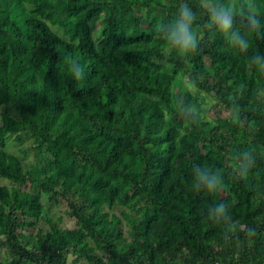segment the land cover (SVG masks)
<instances>
[{"label":"trees","instance_id":"16d2710c","mask_svg":"<svg viewBox=\"0 0 264 264\" xmlns=\"http://www.w3.org/2000/svg\"><path fill=\"white\" fill-rule=\"evenodd\" d=\"M182 2L0 0V108L18 112L0 123V177L11 182L0 185V244L13 264H264V71L251 59L264 55V40L248 35L247 52L232 48L187 0L199 45L184 57L156 34ZM255 3L264 24V0ZM183 75L230 119L204 118L208 98ZM189 105L198 115L185 119ZM24 134L39 158L28 168L6 149ZM251 149L255 166L238 177L235 157ZM195 165L219 170L226 188L197 191ZM38 188L69 199L79 226L62 227ZM219 203L232 227L209 218ZM116 205L119 214L105 210ZM40 221L48 228L22 232Z\"/></svg>","mask_w":264,"mask_h":264},{"label":"clouds","instance_id":"9594fccd","mask_svg":"<svg viewBox=\"0 0 264 264\" xmlns=\"http://www.w3.org/2000/svg\"><path fill=\"white\" fill-rule=\"evenodd\" d=\"M200 6L208 13L207 28L213 32H219L226 42L240 52H247L250 47L248 35H254L259 40H264V24L261 23L260 13L255 0H200ZM197 17L187 0H183L176 18L169 23H161L157 27V36L162 38L178 54L188 57L194 53L199 45L197 32L193 25ZM237 20L241 27H237ZM252 63L256 64L260 70L264 71V55H254ZM69 70L76 80L84 79V70L78 60L73 59L69 65ZM232 113L238 117L240 108L238 104H233ZM190 113L198 115V110L189 105L187 110H182L180 114L189 119ZM255 149L245 150L236 155L238 161L236 174L238 177L246 176L255 166ZM194 184L193 187L199 191L201 189L215 193L226 188L223 176L219 170H209L195 165L192 169ZM209 218L214 222L223 223L232 227V219L228 215L227 205L219 203L209 210ZM249 237L256 235L254 228L247 230Z\"/></svg>","mask_w":264,"mask_h":264},{"label":"rangeland","instance_id":"374dc122","mask_svg":"<svg viewBox=\"0 0 264 264\" xmlns=\"http://www.w3.org/2000/svg\"><path fill=\"white\" fill-rule=\"evenodd\" d=\"M142 3L146 2V0H140ZM192 2H195L200 5V0H192ZM142 13L148 12L151 15V18L153 20H157L160 16V9L159 8H147V7H142L141 8ZM220 63V60L217 63H213V61L207 59L206 64L210 68L212 66H215ZM184 82L188 87L193 91L197 93H203L204 95L207 96L208 100L206 105L204 106V112L203 116L204 118L208 119L212 123H217L219 120H228L231 117L230 111L226 110L223 105H221L218 101H216L213 97L210 95L196 90L193 86V81L191 80L189 75H183ZM9 113L12 114L16 117H18V112L15 108H7V107H2L0 108V123L2 124L4 121L5 114ZM226 129L224 128L223 131ZM249 143L250 141L247 140ZM6 149L19 156L24 160L26 168L30 164L37 163L39 162V158L36 155V151L34 149V140L29 134H24L23 135V140L21 142H17L14 140V137H11L7 141V146ZM44 162V161H42ZM3 184H11V182L5 178L0 177V185ZM31 184L28 183L27 187H30ZM37 191L42 195V203L44 204L46 210L49 211V214L55 218H61L60 224L62 227L65 228H70V229H75L77 228L78 221L76 217L72 214L71 211V206H70V200L66 199L62 195H57L54 193H44L40 188L37 189ZM76 201V199H72V201ZM106 211L109 212H116L117 214L120 213V207L116 205L113 209H108L105 208ZM124 234L128 236V230L130 229V226L126 221H123L121 225ZM48 228V225L44 221H40L37 223V225L30 230H24L25 234H31V233H36L38 230L41 229H46ZM89 242L93 243V240L91 238L88 239ZM100 254H103L102 250L98 251ZM73 255L68 256V259L73 261L74 260ZM0 260L2 264H13L19 260L18 257L14 258L9 255L7 246H3L0 244ZM84 264H87L85 261Z\"/></svg>","mask_w":264,"mask_h":264},{"label":"crops","instance_id":"0c3cea01","mask_svg":"<svg viewBox=\"0 0 264 264\" xmlns=\"http://www.w3.org/2000/svg\"><path fill=\"white\" fill-rule=\"evenodd\" d=\"M69 256H72V255H69ZM73 256H74V255H73ZM74 257H76V256H74ZM75 260H76V258H74L73 261H71V260L68 259L69 262H73V263H74ZM79 262H80L81 264H84V263H85V259L81 258V259L79 260ZM74 264H77V263H74Z\"/></svg>","mask_w":264,"mask_h":264},{"label":"built area","instance_id":"2783aa9c","mask_svg":"<svg viewBox=\"0 0 264 264\" xmlns=\"http://www.w3.org/2000/svg\"><path fill=\"white\" fill-rule=\"evenodd\" d=\"M35 264H38V263H35ZM216 264H220L219 262H217Z\"/></svg>","mask_w":264,"mask_h":264}]
</instances>
